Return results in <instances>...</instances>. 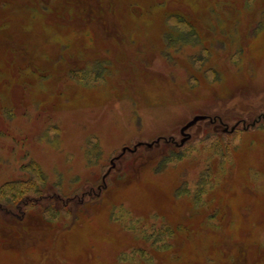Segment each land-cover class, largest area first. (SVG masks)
<instances>
[{"label": "rangeland", "instance_id": "374dc122", "mask_svg": "<svg viewBox=\"0 0 264 264\" xmlns=\"http://www.w3.org/2000/svg\"><path fill=\"white\" fill-rule=\"evenodd\" d=\"M0 264H264V0H0Z\"/></svg>", "mask_w": 264, "mask_h": 264}, {"label": "water", "instance_id": "95a60500", "mask_svg": "<svg viewBox=\"0 0 264 264\" xmlns=\"http://www.w3.org/2000/svg\"><path fill=\"white\" fill-rule=\"evenodd\" d=\"M202 118H204V117H202V116H196L192 121H190V122L184 127V129L190 127L191 125H193L195 122H197L198 120H200V119H202Z\"/></svg>", "mask_w": 264, "mask_h": 264}]
</instances>
